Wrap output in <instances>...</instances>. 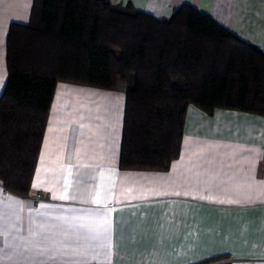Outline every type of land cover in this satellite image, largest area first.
Returning <instances> with one entry per match:
<instances>
[{
    "label": "crops",
    "instance_id": "1",
    "mask_svg": "<svg viewBox=\"0 0 264 264\" xmlns=\"http://www.w3.org/2000/svg\"><path fill=\"white\" fill-rule=\"evenodd\" d=\"M32 1L0 0V95ZM109 2L157 19L189 4L264 54V0ZM124 104L123 86L56 85L29 195L0 184V264H264V115L190 104L168 170H121Z\"/></svg>",
    "mask_w": 264,
    "mask_h": 264
},
{
    "label": "trees",
    "instance_id": "2",
    "mask_svg": "<svg viewBox=\"0 0 264 264\" xmlns=\"http://www.w3.org/2000/svg\"><path fill=\"white\" fill-rule=\"evenodd\" d=\"M5 56L0 184L22 197L60 82L124 87L121 170H168L190 104L264 115V54L189 4L157 19L109 0H33L28 23H10Z\"/></svg>",
    "mask_w": 264,
    "mask_h": 264
},
{
    "label": "rangeland",
    "instance_id": "3",
    "mask_svg": "<svg viewBox=\"0 0 264 264\" xmlns=\"http://www.w3.org/2000/svg\"><path fill=\"white\" fill-rule=\"evenodd\" d=\"M227 261L228 260L226 258L220 257L213 264H225V263H227Z\"/></svg>",
    "mask_w": 264,
    "mask_h": 264
},
{
    "label": "snow or ice",
    "instance_id": "4",
    "mask_svg": "<svg viewBox=\"0 0 264 264\" xmlns=\"http://www.w3.org/2000/svg\"><path fill=\"white\" fill-rule=\"evenodd\" d=\"M34 187H36V185H34ZM0 190H2V189H0ZM59 198H60V199H67V196H61V197H59ZM96 203H97V204L100 203L99 198H97ZM41 206L43 207V205H41Z\"/></svg>",
    "mask_w": 264,
    "mask_h": 264
}]
</instances>
